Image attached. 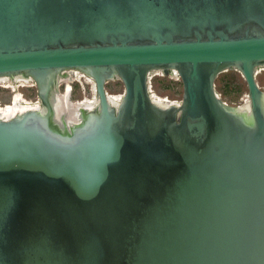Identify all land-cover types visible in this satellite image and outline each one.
Wrapping results in <instances>:
<instances>
[{"label": "water", "instance_id": "95a60500", "mask_svg": "<svg viewBox=\"0 0 264 264\" xmlns=\"http://www.w3.org/2000/svg\"><path fill=\"white\" fill-rule=\"evenodd\" d=\"M263 67L264 0H0V76L40 104L0 119V264H264ZM228 69L247 105L217 93ZM70 70L98 100L72 117Z\"/></svg>", "mask_w": 264, "mask_h": 264}, {"label": "rangeland", "instance_id": "374dc122", "mask_svg": "<svg viewBox=\"0 0 264 264\" xmlns=\"http://www.w3.org/2000/svg\"><path fill=\"white\" fill-rule=\"evenodd\" d=\"M256 80L260 88L264 90V67L259 69ZM215 88L221 99L229 105H247V86L238 70L228 69L221 72L215 80ZM105 90L109 95L119 97L124 92V86L119 79H113L105 84ZM59 92L66 95V99L72 103L90 105L95 100L93 81L81 73L74 75L71 73V81L61 82ZM149 92L154 98L162 101L180 102L183 93L182 83L177 75H164L162 71L155 70L149 78ZM22 102H30L32 104L25 105L32 106L38 104L36 88L31 81L14 83L0 81V112L14 105L13 103L20 105Z\"/></svg>", "mask_w": 264, "mask_h": 264}, {"label": "bare ground", "instance_id": "6f19581e", "mask_svg": "<svg viewBox=\"0 0 264 264\" xmlns=\"http://www.w3.org/2000/svg\"><path fill=\"white\" fill-rule=\"evenodd\" d=\"M74 75L75 73H81L84 74L83 72L79 71V70H70L69 74L71 76ZM85 75V74H84ZM10 78L11 80H21V81H30L28 79L23 78V76H21L20 74L17 75H2L0 76V81H4L6 79ZM12 81V82H13ZM14 83V82H13ZM34 85V84H33ZM95 90V87H94ZM60 100H61V106L63 107L62 109L64 111H66L67 115H70L72 117L73 113L75 114H79V113H83L84 111H88V110H92L98 103L97 97L95 95V100L87 105L85 104H77V103H72L71 101H69L68 99H66V95L60 93L59 96ZM154 98V97H153ZM113 99L118 100L119 97H115L113 96ZM156 100H158L159 102H161L162 100L158 99V98H154ZM15 102V101H14ZM164 103H169L167 101H162ZM14 105H10L8 107H6L3 111L0 112V119H7V118H11L14 116H17L19 114H22L25 112V110H33V109H37L40 104L36 103V105L32 106V105H25V104H32L30 102H22L20 105L18 103H13ZM82 118H80L81 120Z\"/></svg>", "mask_w": 264, "mask_h": 264}, {"label": "flooded vegetation", "instance_id": "af4514ba", "mask_svg": "<svg viewBox=\"0 0 264 264\" xmlns=\"http://www.w3.org/2000/svg\"><path fill=\"white\" fill-rule=\"evenodd\" d=\"M71 77V76H70ZM4 81H10V78H8V79H6V80H4ZM11 81H13V80H11ZM10 81V82H11ZM16 81H21V80H14L13 82H16Z\"/></svg>", "mask_w": 264, "mask_h": 264}, {"label": "built area", "instance_id": "2783aa9c", "mask_svg": "<svg viewBox=\"0 0 264 264\" xmlns=\"http://www.w3.org/2000/svg\"><path fill=\"white\" fill-rule=\"evenodd\" d=\"M70 92H71V86H70V91H69V94H70Z\"/></svg>", "mask_w": 264, "mask_h": 264}]
</instances>
